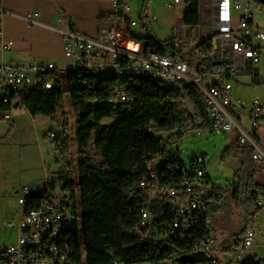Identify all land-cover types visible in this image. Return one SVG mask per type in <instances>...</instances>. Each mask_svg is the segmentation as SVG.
Wrapping results in <instances>:
<instances>
[{
  "label": "trees",
  "instance_id": "1",
  "mask_svg": "<svg viewBox=\"0 0 264 264\" xmlns=\"http://www.w3.org/2000/svg\"><path fill=\"white\" fill-rule=\"evenodd\" d=\"M149 2L145 0L140 16L147 34L132 31L133 36L144 43L147 51L176 52L175 35L167 40L156 36L148 16ZM185 2L184 25L188 28L199 26L202 0ZM107 18L115 20L119 14ZM70 27L76 31L73 25ZM213 55L214 36H209L194 53L200 61L199 70L223 71L230 78L229 66L214 60ZM64 75L70 102L77 114L79 149L77 174L64 169L58 178L66 211L73 220L64 231L71 258L78 264H137L145 260L158 264L168 253L179 264H213L215 258L203 252L205 246L195 247L196 239L209 234L211 227L201 226L198 232L189 230L192 237L183 243L179 238L180 231L177 236L165 237L159 216L151 234L139 226L141 209L146 202L140 182L147 176L151 160L165 156L169 165L185 163L174 155V148H165L166 138L160 133L191 125L197 128L206 126L209 115L202 91L192 83L171 85L142 75L96 74L77 65L65 74L59 69L46 73L43 80L52 79V88L39 86L22 92V101L32 116L57 114L64 95ZM124 90L128 98L121 100L119 95ZM185 99L201 117L200 123H196L186 108ZM110 120L109 125H104ZM255 139L259 141L256 132ZM237 140L238 145L231 144L227 148L231 163L236 166L234 181L227 189L232 191L233 199L247 217L255 219L264 209L256 207L258 197L264 195V172L262 165L253 159L254 147L241 144L239 137ZM60 150L65 154L62 148ZM66 163L71 167L69 160ZM206 178L210 184V177ZM227 189L211 185L205 188L204 198L211 220L225 202ZM241 264H264V259L253 254Z\"/></svg>",
  "mask_w": 264,
  "mask_h": 264
},
{
  "label": "built area",
  "instance_id": "2",
  "mask_svg": "<svg viewBox=\"0 0 264 264\" xmlns=\"http://www.w3.org/2000/svg\"><path fill=\"white\" fill-rule=\"evenodd\" d=\"M1 1V0H0ZM137 0H112L115 19L111 27L103 29L97 37H90L71 29L68 24L59 31L65 39L67 58H74L79 67L87 68L94 73L134 72L136 74L160 75L169 84L192 83L204 94L207 103L209 120L206 127L210 131H222L232 134L239 130L240 143L254 147L253 159L264 167V150L260 148L253 133L240 127L235 119V109L245 107V102L235 100L232 95L233 84L223 71L201 72L200 61L194 53L203 42L205 25L213 28V58L219 63L229 66L230 74L235 75L242 69L255 70L264 62V30L255 21L256 14L264 12V3L258 0H202L200 6L201 24L193 28H178L176 32L177 51L161 53L156 49L146 50L144 43L133 36L132 31L139 26L131 17V3ZM184 0H174L168 7L175 8ZM0 8V12H1ZM235 12H238L235 24ZM30 21H33L30 19ZM143 27H145L143 25ZM13 41L8 40L0 20V119L12 120L19 107L26 108L22 101V92L39 86L53 87V80H43L48 72L59 69L54 62L34 61L31 63H15L6 60V53L12 49ZM121 100H126V91L120 93ZM18 103V107L15 104ZM189 104H191L188 101ZM193 107V106H192ZM194 109V108H193ZM196 118L195 110L191 112ZM254 130L264 129V105L258 98L250 109ZM201 128L191 125L173 132H161L165 135V148L171 149L178 141L191 134H200ZM55 131L50 130L48 137L54 142ZM171 138H174L170 141ZM65 168L63 167L61 171ZM207 158L198 155L190 164L169 165L165 156L151 160L147 176L140 182L146 202L141 209L139 226L147 234H151L158 216L165 237L171 238L181 232L179 238L184 243L192 234L188 231L199 227H211L208 216V205L204 198L207 182ZM45 183L50 184L49 193L43 195L35 203L34 212L21 213L17 220L4 223V227H17L18 237L13 244L0 246V264H78L68 260L67 255L52 251L51 242L60 224L72 223L73 220L62 196L56 191L55 179L46 175ZM29 186L21 188L18 202L28 194ZM157 206L159 212H157ZM257 208H264V195L258 197ZM201 231V230H200ZM67 239V238H66ZM255 219L244 233L243 239L232 241L233 247L241 263L251 254L255 244ZM25 242H35V250H25ZM216 240L212 231L196 239L195 247H212L216 251ZM65 245H68L66 240ZM253 255V254H252ZM86 259V256L83 258ZM240 263V264H241ZM82 264H85L83 262ZM137 264H153L145 260ZM158 264H179L173 255L166 254ZM225 264L219 257V262Z\"/></svg>",
  "mask_w": 264,
  "mask_h": 264
},
{
  "label": "rangeland",
  "instance_id": "3",
  "mask_svg": "<svg viewBox=\"0 0 264 264\" xmlns=\"http://www.w3.org/2000/svg\"><path fill=\"white\" fill-rule=\"evenodd\" d=\"M143 2L144 0H138L131 3V17L139 23V27L135 30L144 28V21L140 17ZM173 2L174 0H150L149 2L150 15L159 18L154 21L153 27L160 40L168 39L173 35L176 27L183 25L180 17L174 16L169 24L160 20L164 5L171 12H177L173 10L176 8L168 7V4ZM59 65V70L63 74L69 68L77 67L76 60L67 57ZM231 81L233 98L245 102V107L238 109L242 116L239 122L244 129L252 133L254 129L250 109L255 98H259L261 104L264 105V81L256 84L251 75L237 74L231 78ZM63 89L61 106L54 116L39 114L34 117L26 108L19 107L15 110L12 120L0 119V246L10 245L17 241V227H4L6 221L17 220L23 211L18 202V196L15 194V188L30 186L34 189L33 198H40L45 191L44 186L48 174L55 179L56 191L62 196V184L58 179L61 169L63 167L65 170L71 169L74 174L78 172L77 114L70 102L65 75L63 76ZM185 105L190 113L193 112L194 109L187 99H185ZM195 121L200 123L202 119L197 116ZM110 123L111 120L104 122V125ZM50 130L59 135L56 142H52L48 137ZM238 137L237 130H234L231 135L222 131H210L203 126L200 134H191L181 138L173 146L174 155L190 164L192 157L204 154L207 158V175L210 177V185L227 189L234 181V167L236 168L231 163L227 148L231 144L238 145ZM173 139L171 138L170 141ZM91 152L94 153L92 150ZM67 160L71 162V167L66 163ZM262 180L264 181V176ZM211 221L212 233L216 240V252L220 256H225L223 249L227 247V243L243 239L246 226L252 224L253 218L247 217L240 204L233 199L232 191L227 189L226 200ZM80 222L83 233L82 216ZM255 226L256 239L251 251L254 248V253L264 259V209L255 218ZM249 252L250 250H246V253ZM234 256L230 254V257Z\"/></svg>",
  "mask_w": 264,
  "mask_h": 264
},
{
  "label": "crops",
  "instance_id": "4",
  "mask_svg": "<svg viewBox=\"0 0 264 264\" xmlns=\"http://www.w3.org/2000/svg\"><path fill=\"white\" fill-rule=\"evenodd\" d=\"M144 5L145 0L140 16L143 13ZM186 7L187 4L184 0L183 3L175 7L176 9H173L177 10V14L171 12L170 9L169 11L165 5L161 10L162 18L160 20L165 24H169L174 16L180 17L183 25L176 27L173 35H176L178 28L186 27L183 23ZM0 8L2 9L0 20L3 24L4 35L8 40L13 41L12 49L6 53V60L26 64L34 61L54 62L58 68H60L59 64L66 59L64 55L65 39L59 31L60 29H64L70 24L81 34L97 37L103 29L111 27L115 21L107 18V16L115 14L112 0H1ZM148 8L150 9L149 5ZM149 9L148 16L153 27L154 21L159 18L151 16ZM235 15L236 24L239 13L235 12ZM30 19L33 21H30ZM255 21L264 30V12L257 13ZM134 31L142 35L147 34L146 27L143 29L138 28L137 30L134 28ZM203 32L204 38H207L212 35L213 28L210 25H205ZM262 44L264 45V42ZM236 74L241 76L251 75L254 82L260 84L264 81V62L259 64L255 70L251 68L242 69ZM235 75H232L231 78ZM234 115L237 124L242 127L239 122L242 116L238 109H235ZM237 131L239 136V130L237 129ZM255 132L259 140L258 144L264 150V129L253 130L254 137ZM262 168L264 172V167L262 166ZM20 190L21 187L14 189L16 196H18ZM235 250L232 242H228L227 247L223 249L225 256H220L216 251L214 252L225 264H240L241 261ZM231 253L235 255L233 258L230 257ZM249 254H255L254 248L252 251L250 250Z\"/></svg>",
  "mask_w": 264,
  "mask_h": 264
},
{
  "label": "bare ground",
  "instance_id": "5",
  "mask_svg": "<svg viewBox=\"0 0 264 264\" xmlns=\"http://www.w3.org/2000/svg\"><path fill=\"white\" fill-rule=\"evenodd\" d=\"M87 69V68H85ZM97 74H113L117 75L120 77H123L125 75H142V76H148L151 79H154L158 82H163L166 84H169L165 82L163 79H161L160 75H153V74H136L134 72H124V73H118V72H105V73H97ZM59 139V138H58ZM57 136H55L54 142H56ZM44 193H47L50 191V184H45L44 186ZM33 191L34 189L29 186L28 194L25 195L24 199L21 201V206L23 208L22 213H30L34 212V207L35 203H37V199L34 200L33 198ZM72 223H67V224H60L59 227H56V234L53 235L52 237V242H51V249L52 251L60 252V255H67L68 254V260L74 261L71 257L72 252L69 246L65 245L66 243V238H65V228L68 225H71ZM25 250H35V242H25ZM203 252L207 254L210 257H214L215 261L214 262H219V258L217 255H215V252L213 251L212 247H204Z\"/></svg>",
  "mask_w": 264,
  "mask_h": 264
},
{
  "label": "water",
  "instance_id": "6",
  "mask_svg": "<svg viewBox=\"0 0 264 264\" xmlns=\"http://www.w3.org/2000/svg\"><path fill=\"white\" fill-rule=\"evenodd\" d=\"M258 1L264 3V0H258ZM15 107H18V103L15 104Z\"/></svg>",
  "mask_w": 264,
  "mask_h": 264
}]
</instances>
